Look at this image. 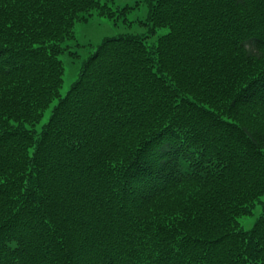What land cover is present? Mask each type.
I'll return each mask as SVG.
<instances>
[{
    "label": "trees",
    "instance_id": "obj_1",
    "mask_svg": "<svg viewBox=\"0 0 264 264\" xmlns=\"http://www.w3.org/2000/svg\"><path fill=\"white\" fill-rule=\"evenodd\" d=\"M147 4L0 0V264H264V0Z\"/></svg>",
    "mask_w": 264,
    "mask_h": 264
},
{
    "label": "rangeland",
    "instance_id": "obj_2",
    "mask_svg": "<svg viewBox=\"0 0 264 264\" xmlns=\"http://www.w3.org/2000/svg\"><path fill=\"white\" fill-rule=\"evenodd\" d=\"M147 1L149 0H100V2H107L113 9L126 5L133 6L134 8L127 16L128 21H131L130 24L119 22L114 24L112 21L107 20V18L99 16L96 12H94L86 21H80L75 24L74 39L66 42V45L69 47L68 50L70 52H78V56L74 58L75 61H72L67 54L61 56L65 68L63 84L60 89L61 96H64L67 93L70 85L75 80L82 66V61L88 57L103 39L116 35H135L143 37L145 44L150 46L159 35L166 33L167 30L162 29L158 30L154 36L150 37L147 28L140 24V21H144L147 16ZM54 103H56V100L51 103L50 108ZM49 109L44 112L40 124L35 126L36 129H39V126L47 121L50 111ZM258 214L259 209L257 206V210L253 215L238 220L241 227L244 230H249Z\"/></svg>",
    "mask_w": 264,
    "mask_h": 264
}]
</instances>
